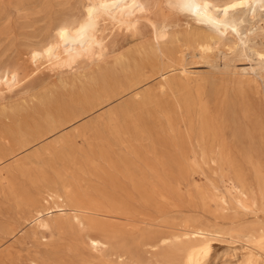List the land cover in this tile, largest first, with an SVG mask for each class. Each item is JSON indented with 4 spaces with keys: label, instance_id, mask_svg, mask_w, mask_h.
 I'll list each match as a JSON object with an SVG mask.
<instances>
[{
    "label": "rangeland",
    "instance_id": "rangeland-1",
    "mask_svg": "<svg viewBox=\"0 0 264 264\" xmlns=\"http://www.w3.org/2000/svg\"><path fill=\"white\" fill-rule=\"evenodd\" d=\"M126 2L135 28L101 24V46L51 68L31 51L79 47L86 0H0L18 82L0 98V264H264V11L236 13L239 36Z\"/></svg>",
    "mask_w": 264,
    "mask_h": 264
},
{
    "label": "bare ground",
    "instance_id": "bare-ground-1",
    "mask_svg": "<svg viewBox=\"0 0 264 264\" xmlns=\"http://www.w3.org/2000/svg\"><path fill=\"white\" fill-rule=\"evenodd\" d=\"M167 3L177 13L186 14L198 21L210 23L214 28L229 27L237 35H239V24L246 22V18L242 15L236 18V13H247L249 19H254L261 11H264V0H230L224 4H219L213 0H167ZM84 14L85 17L70 30V34L79 42V47L75 44L64 46L57 34L39 48L31 51V61L36 63L44 58L43 64L51 68H58L65 57L102 45L103 39L99 36V26L101 24L111 25L115 29L135 28L132 23L134 12L126 0H86ZM151 26L156 42L161 44L167 38L166 26L158 27L155 23H151ZM239 38L242 41V37ZM200 47L202 50L207 48L204 45H200ZM17 85L18 82L12 78L0 76V98H3L5 89L11 91ZM49 191L51 195L54 194L52 199L56 201L57 210L64 211L63 203L71 198L70 193ZM87 211L89 209L84 207L75 209L78 214H84ZM36 221L41 227L47 226L42 213L38 214ZM91 243L94 247H99L102 244L94 239H91ZM213 248V245L209 244L208 249L213 250Z\"/></svg>",
    "mask_w": 264,
    "mask_h": 264
}]
</instances>
